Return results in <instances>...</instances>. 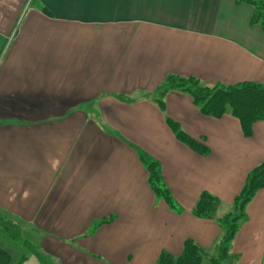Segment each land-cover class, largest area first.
<instances>
[{
  "label": "crops",
  "instance_id": "crops-1",
  "mask_svg": "<svg viewBox=\"0 0 264 264\" xmlns=\"http://www.w3.org/2000/svg\"><path fill=\"white\" fill-rule=\"evenodd\" d=\"M251 15L236 0H0V212L41 234L53 264H156L186 240L212 250L218 225L191 210L203 192L219 214L231 206L264 162V121L245 137L236 118L204 116L182 92L163 111L154 99L168 76L264 86ZM140 154L180 212L154 196ZM231 252L264 264V188Z\"/></svg>",
  "mask_w": 264,
  "mask_h": 264
},
{
  "label": "trees",
  "instance_id": "trees-1",
  "mask_svg": "<svg viewBox=\"0 0 264 264\" xmlns=\"http://www.w3.org/2000/svg\"><path fill=\"white\" fill-rule=\"evenodd\" d=\"M236 2L248 4L252 8L250 24L257 25L264 30V3L259 0H236ZM172 90L188 95L193 105L204 116L220 118L228 114L236 118L245 137L250 136L254 123L264 121V86L262 85L241 83L231 87H207L193 78L168 76L156 90L154 99L161 111L164 110V96ZM165 122L180 143L197 154L203 156L208 154V149L205 146L184 134L176 123L168 118ZM139 159L146 168L148 184L154 196L162 200L169 209L180 212L162 183L159 164L144 154H140ZM262 188H264V162L247 174L239 194L220 217L216 215L221 206L220 202L205 192L201 193L191 214L199 219L214 220L218 225L220 235L212 248L214 256L207 257L205 250L192 241L186 240L179 256L173 257L162 252L158 256L156 264H203L205 258H207L206 264H235L237 256L231 252L232 241L246 221V208L249 202ZM11 222L10 218L0 212V232L12 242L21 241L18 228L23 224L16 220L14 223ZM22 247L27 252L23 253L16 262L13 261L9 252L0 248V264H22L28 254L33 255L39 264H53L50 257L40 251L38 247L28 242H24Z\"/></svg>",
  "mask_w": 264,
  "mask_h": 264
},
{
  "label": "rangeland",
  "instance_id": "rangeland-1",
  "mask_svg": "<svg viewBox=\"0 0 264 264\" xmlns=\"http://www.w3.org/2000/svg\"><path fill=\"white\" fill-rule=\"evenodd\" d=\"M220 208H221V206L217 210V214H216L218 217L223 215L225 213V211H226L225 210L222 214H219L218 212H219ZM3 218L6 219L5 216H3ZM11 223H14V221H12ZM18 226H20V225H18ZM18 229H19V232L21 234V241H18V242L10 241L8 238H6L0 232V248L5 250V251H7V252H9L11 254L14 262H16L23 253L26 254L27 251L24 250L23 247H22V244L24 242H28V243L38 247V249L40 250V241H41V238H42L41 234H36L32 229H29L31 231V233H29L27 235L25 226H21ZM205 252H206V256L207 257L208 256H214L213 250H206ZM206 260H207V258L204 259L203 264L207 263Z\"/></svg>",
  "mask_w": 264,
  "mask_h": 264
}]
</instances>
